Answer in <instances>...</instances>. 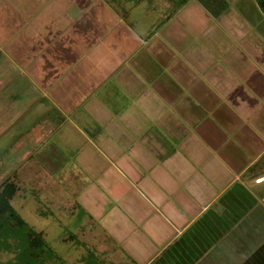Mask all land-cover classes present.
<instances>
[{
	"label": "crops",
	"instance_id": "obj_1",
	"mask_svg": "<svg viewBox=\"0 0 264 264\" xmlns=\"http://www.w3.org/2000/svg\"><path fill=\"white\" fill-rule=\"evenodd\" d=\"M132 1L0 0V184L65 264H217L264 233V13Z\"/></svg>",
	"mask_w": 264,
	"mask_h": 264
},
{
	"label": "rangeland",
	"instance_id": "obj_2",
	"mask_svg": "<svg viewBox=\"0 0 264 264\" xmlns=\"http://www.w3.org/2000/svg\"><path fill=\"white\" fill-rule=\"evenodd\" d=\"M108 1L113 2L118 9L122 10L123 4L121 3V0H108ZM161 1H164L166 2V4H168V6L163 7V10H165V12H163L164 16H167L171 13L170 11L174 9L177 5H179L183 0H161ZM132 3L134 2L132 1ZM152 5L153 4H151L150 0L148 4L145 3L144 6L139 5V4L136 6L133 5L132 10L128 13L127 18L129 19V21H131L133 25L138 27L139 31L147 30L150 27H155L156 25L153 24L154 18L157 17L158 24L160 22V19H162L163 13H160L158 11L160 15L155 16L154 12L150 10V7ZM44 208L45 210H52L49 207H44ZM19 214L21 218L23 219V221H25L31 229H34V231L44 227L45 225L44 223L45 218L43 216L41 217V219L32 214H29L28 216L27 208H24L23 210L20 209ZM51 219H57V218L52 217ZM55 222L56 223H53L50 229L52 232V237L51 238L49 237L46 239L47 241H49L51 245V249H46L43 252L42 254L43 257H41L42 258L41 264H65L64 261H62L60 258V256L62 257V259L65 258V255L60 254L62 251L61 249L63 247H62V243L60 239L57 237L59 233L62 234L63 228H60V226H58L57 221ZM251 222L254 224L253 227L258 226L256 220L251 221ZM245 224L246 223H244V227H243V225L240 223V219L238 218V222L235 224L237 225L236 227L238 228V231L232 230L234 233H236V237L232 240L228 238V240H226L222 244L223 251L227 249V252H226L227 255L225 259L223 260H222V256L221 258L218 257L219 261L216 262L217 264H231V263L235 264L236 261H242V258L247 259L248 256L250 257L248 259L251 260V264H264L262 262L260 263L257 261L256 255L251 254L253 252L256 254V252L260 250L258 259H260V261L264 260V233H262L263 231H261V233L260 231L259 232L257 231L254 233L252 231H247L248 229H246ZM10 232H6L5 236L4 235L0 236L1 237L0 238V264H22V263L31 261L27 253L18 255L19 254L18 252L21 251L20 248L16 247L15 249L11 248L10 250H8L5 247L6 246L5 241L10 244L14 243L13 236H18L15 234L13 235ZM247 247L248 248L252 247V249L250 248V250L245 251ZM242 250H244L245 253L246 252L248 253L246 255L245 254L243 255ZM254 258H255V261L253 263ZM225 260H227L226 263L224 262ZM245 264H249V263L246 262Z\"/></svg>",
	"mask_w": 264,
	"mask_h": 264
},
{
	"label": "trees",
	"instance_id": "obj_3",
	"mask_svg": "<svg viewBox=\"0 0 264 264\" xmlns=\"http://www.w3.org/2000/svg\"><path fill=\"white\" fill-rule=\"evenodd\" d=\"M255 1L264 13V0ZM138 2L139 0H134L135 4ZM15 191L16 187L9 179H5L0 184V236H5V233L10 231L13 235H18L13 236L14 243L10 244L5 241V247L8 250L20 248L21 251L18 252V255L27 253L32 262L28 261L22 264H41L42 254L46 249H49L48 245L44 241L42 233L32 230L13 209L10 200Z\"/></svg>",
	"mask_w": 264,
	"mask_h": 264
},
{
	"label": "built area",
	"instance_id": "obj_4",
	"mask_svg": "<svg viewBox=\"0 0 264 264\" xmlns=\"http://www.w3.org/2000/svg\"><path fill=\"white\" fill-rule=\"evenodd\" d=\"M260 179H257V181H259Z\"/></svg>",
	"mask_w": 264,
	"mask_h": 264
}]
</instances>
